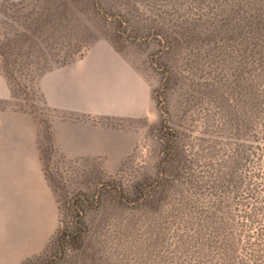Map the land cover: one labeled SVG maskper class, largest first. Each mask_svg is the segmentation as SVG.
Wrapping results in <instances>:
<instances>
[{
	"label": "rangeland",
	"instance_id": "rangeland-1",
	"mask_svg": "<svg viewBox=\"0 0 264 264\" xmlns=\"http://www.w3.org/2000/svg\"><path fill=\"white\" fill-rule=\"evenodd\" d=\"M252 6L0 0V52L6 36L17 34L25 61L30 31L37 60L79 76L85 107L100 103L93 113L52 108L43 90L47 71H12L15 95L0 101V264L176 263L182 210L176 182L162 193L165 144L178 139L173 165L194 177L217 170L244 144L255 151L242 113L243 74L253 72L246 59L254 49L245 51L234 31ZM217 25L225 26L215 40ZM247 97L251 110L253 92ZM150 192L154 199L144 201ZM80 207L85 241L64 252L58 239L78 228Z\"/></svg>",
	"mask_w": 264,
	"mask_h": 264
},
{
	"label": "trees",
	"instance_id": "trees-1",
	"mask_svg": "<svg viewBox=\"0 0 264 264\" xmlns=\"http://www.w3.org/2000/svg\"><path fill=\"white\" fill-rule=\"evenodd\" d=\"M4 2L17 6L25 0ZM218 25L211 32L215 40L219 30H224L225 26ZM234 31L243 36L245 51L250 44L254 49L250 53L253 57L246 59V65H253V72L243 74L246 100L242 102V113L243 131L251 127L254 130L257 141L255 151L249 152L244 144L239 152L233 153V157L228 156V160L217 170L194 177L173 165L180 153L178 139L170 138L165 144L162 193L167 190L170 181L176 182L182 210L175 232L178 250L175 264H264V0H253V6L243 11ZM16 36H6L0 52V70L8 78L12 95H15L13 83L17 80L12 71L23 67L22 73L36 70L38 75H43L54 68L34 56L33 51L38 44L30 31L26 34L28 46L23 61L16 50ZM252 92L254 102L249 110L247 96ZM163 128L168 127L164 125ZM206 192L209 196L205 195ZM144 197V201L149 202L155 195L150 192ZM83 205L86 203L83 202ZM77 211L74 222L78 228H67L58 239V246L64 252L82 246L85 241L87 227L84 210L80 207Z\"/></svg>",
	"mask_w": 264,
	"mask_h": 264
},
{
	"label": "crops",
	"instance_id": "crops-1",
	"mask_svg": "<svg viewBox=\"0 0 264 264\" xmlns=\"http://www.w3.org/2000/svg\"><path fill=\"white\" fill-rule=\"evenodd\" d=\"M18 1V0H12ZM78 66H75L77 69ZM79 76H74L72 79L68 77V67H57L47 71L43 75L44 81V94L48 106L59 109L66 110L71 112H96L99 110V104L95 105L92 103V106H84V92L83 88L80 85L81 79L79 81ZM80 85V86H79ZM12 98V90L8 81L7 76L0 70V101L10 100ZM95 97L93 96V99ZM124 108L128 107L127 102L123 105ZM125 110V109H124ZM123 111H107L104 110V113L112 114H125Z\"/></svg>",
	"mask_w": 264,
	"mask_h": 264
}]
</instances>
